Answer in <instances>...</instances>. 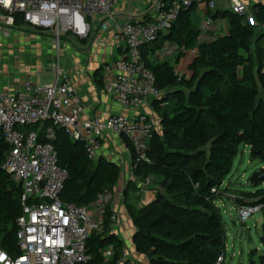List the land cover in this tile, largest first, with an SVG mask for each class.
Listing matches in <instances>:
<instances>
[{"label": "trees", "instance_id": "trees-1", "mask_svg": "<svg viewBox=\"0 0 264 264\" xmlns=\"http://www.w3.org/2000/svg\"><path fill=\"white\" fill-rule=\"evenodd\" d=\"M194 9L182 12L168 33L143 49V58L163 92L153 103L160 122L147 151L150 162L136 163L131 144L130 148L135 176L141 181L153 177L158 186L151 188L156 190L155 199L138 207L128 197L130 189L138 191L137 184L130 181L125 203L137 228V251L147 255L152 264H218L226 250V229L217 204L225 195L221 187L241 145L250 147L254 160L264 162V100L256 81L257 72L264 82L258 30L264 22V3L253 7L254 22L220 7L213 16L230 14L229 31L203 42L192 21ZM22 23L18 17V26ZM168 41L180 48L178 59L187 51H197L188 74L180 75L169 60L150 58ZM52 125L46 122L41 135ZM24 129L36 131L39 125ZM53 143L60 165L69 171L62 192L64 202L85 206L94 202L99 192L116 190L121 178L117 163L104 157L90 160L82 145L59 127H55ZM8 151L0 131V243L9 254L19 256L17 220L23 211L22 189L2 168ZM250 180L255 190L235 197L236 205H264V168ZM112 212L109 207L104 230L88 240L89 264H127L122 262L124 242L112 229ZM262 232L264 245V223ZM109 246L113 253L107 258ZM256 254H250L251 264Z\"/></svg>", "mask_w": 264, "mask_h": 264}, {"label": "built area", "instance_id": "built-area-1", "mask_svg": "<svg viewBox=\"0 0 264 264\" xmlns=\"http://www.w3.org/2000/svg\"><path fill=\"white\" fill-rule=\"evenodd\" d=\"M220 2L226 3L234 14L246 15L254 22L253 7L264 0H153L146 15L145 5L141 12H135L131 6L120 11L122 0H0V26L6 35L28 27L52 32L60 44L66 37L86 40L112 30L114 41L124 44L126 55L103 65V88L124 107L134 110L133 114L117 112L107 118L84 117L86 106L81 89L72 81L71 72L62 70L60 65L52 67L56 76L53 82L40 84L27 80L20 91L0 87V131L9 146L2 168L21 187L23 206L17 220L21 254L12 256L0 243V264L90 263L88 240L93 233L104 230L105 214L112 207L115 191H101L94 202L85 206L62 200L69 171L60 165L59 152L53 143L55 127L79 142L90 160L100 158L103 140L112 132L130 141L137 155L136 163L150 162L147 151L159 122L143 108L148 101L159 99L163 92L143 58V49L168 33L182 12L192 7H204L199 40H211L208 33L215 25L213 15ZM18 17L23 21L20 26ZM258 30L262 35L264 73V22ZM179 50L168 41L150 58L169 60ZM3 58L0 46V62ZM46 122L53 125L42 136ZM30 125H39V129L26 131L24 128ZM239 211L240 221L245 223L256 213H264V205L239 206ZM111 220L113 231L122 224L114 211ZM112 253L113 247L109 246L106 257L110 258ZM122 262L137 264L128 251H124ZM224 262L225 255H221L218 264Z\"/></svg>", "mask_w": 264, "mask_h": 264}, {"label": "crops", "instance_id": "crops-1", "mask_svg": "<svg viewBox=\"0 0 264 264\" xmlns=\"http://www.w3.org/2000/svg\"><path fill=\"white\" fill-rule=\"evenodd\" d=\"M152 1L144 3L145 15L147 14V6ZM130 3L131 0L128 1V3L122 1L120 11L122 9H125L127 6H131ZM223 4L224 2H220L221 6H223ZM220 5L219 8L221 7ZM132 8H134L136 12L137 8L135 6ZM142 10L143 7L140 5L137 9V12H141ZM194 10H197V13L203 19L204 7H195ZM223 21L225 20L219 21L218 23L220 24ZM110 31L97 34L93 37V40H91L87 46H78L77 49L81 50L82 52L78 51V53L75 55L80 56H74L75 61L67 63V71L71 72L72 81L81 89V94L86 106V110L84 113V117L86 118H107L111 114L117 112H124L127 114L134 113L133 109L124 107L118 101L116 96L108 94L103 88V84L101 81V78L103 76V65L112 60L123 58L126 55L124 44L122 42L114 41V39L113 48L101 51L93 49L92 44H94V40L98 37H103L102 42H104L105 44L109 42ZM224 34L222 33L220 36ZM36 37L37 36L34 35L33 39H35ZM3 51L4 58L3 61L0 62V87L2 89L10 91H20L24 88L25 82L27 80H32L34 82L43 84L39 80V75L35 71L34 67H32L34 65L31 66L29 63H23V61H21L20 59H12L10 57H6V50L3 49ZM12 52L13 51L11 50V53ZM196 52V50L187 51L185 55H182L179 59L178 54L180 53V51L175 54L176 58L173 65L176 67V70L180 75L189 73V64L196 55ZM153 103L154 102L151 100L148 101L143 110L152 113L155 119L160 122L159 115L156 113ZM130 144V141L124 136H120L112 132L107 133L103 140V147L100 157H104L110 161H113L121 167V178L115 190V199L112 204V210L121 217L122 224L119 228L114 230V232L123 240L124 249L125 251L129 252L130 258L133 261H135L137 264H152L147 255L137 251L135 244V235L137 232V228L135 227L134 222L127 211L125 203V190L129 182L134 181L137 184L138 191L130 189L128 191L129 200L131 203L137 205L138 207H143L144 205L149 204L155 199L156 190H153L151 188H157L158 185L154 182L153 178H149L146 181H141L140 178H137L135 176V162ZM234 205L239 209L238 205H236L235 203Z\"/></svg>", "mask_w": 264, "mask_h": 264}, {"label": "rangeland", "instance_id": "rangeland-1", "mask_svg": "<svg viewBox=\"0 0 264 264\" xmlns=\"http://www.w3.org/2000/svg\"><path fill=\"white\" fill-rule=\"evenodd\" d=\"M150 1L152 0H131L130 5L138 9L140 5L144 7V3ZM224 6H226V3L221 7ZM193 11L192 21L200 29L203 19L197 13V10ZM97 19L95 17V20ZM229 19L230 14L218 16L214 21V27L208 33V37L212 39L220 36L222 33H227L229 30ZM222 20L226 22L223 21L219 24L218 22ZM112 34V31H110L109 42L106 44L102 42L103 37L95 39L94 44H92L93 49L101 51L113 48ZM34 35L37 36L35 39H33ZM91 40H93V35L85 41L66 38L59 44L55 40L54 34L49 31L25 27L24 30H12L10 35H6L5 29L0 26V46L6 50V57L20 59L23 63H29L31 66L34 65L32 67H34L39 75L41 83L55 81V73L51 71L54 65H60L62 70L67 71V63L75 61L74 56H80L75 55L78 51L82 52L77 47L82 45L87 46ZM11 50L13 51L12 53ZM252 52L255 54L254 49ZM245 54L249 55L247 52ZM175 58L176 55L173 59H170L172 64L175 62ZM256 81L260 96L264 100V82L257 72ZM263 168V161L259 159L254 160L251 157L250 147L248 145H241L239 153L234 160L232 171L221 187V191L225 195L217 201L226 229V256L224 264H251L250 254L252 255L254 252L264 254V245L261 241L264 214L261 212L256 213L248 221L242 223L239 218L240 211L234 205L235 197L241 196L243 192L255 190L250 178L255 172Z\"/></svg>", "mask_w": 264, "mask_h": 264}, {"label": "water", "instance_id": "water-1", "mask_svg": "<svg viewBox=\"0 0 264 264\" xmlns=\"http://www.w3.org/2000/svg\"><path fill=\"white\" fill-rule=\"evenodd\" d=\"M257 4H255L254 6H256ZM252 262L254 264H264V254L262 253H257L253 259H252Z\"/></svg>", "mask_w": 264, "mask_h": 264}]
</instances>
